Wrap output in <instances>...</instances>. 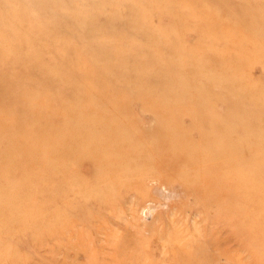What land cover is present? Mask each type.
Returning a JSON list of instances; mask_svg holds the SVG:
<instances>
[{
    "label": "rangeland",
    "instance_id": "rangeland-1",
    "mask_svg": "<svg viewBox=\"0 0 264 264\" xmlns=\"http://www.w3.org/2000/svg\"><path fill=\"white\" fill-rule=\"evenodd\" d=\"M0 264H264V0H0Z\"/></svg>",
    "mask_w": 264,
    "mask_h": 264
},
{
    "label": "bare ground",
    "instance_id": "bare-ground-1",
    "mask_svg": "<svg viewBox=\"0 0 264 264\" xmlns=\"http://www.w3.org/2000/svg\"><path fill=\"white\" fill-rule=\"evenodd\" d=\"M221 62H222V64H224V62L222 60L221 61L220 60H216L214 62V64H213V66L218 67L219 63L221 64ZM203 68H204L203 73H206V72L210 71L208 66H202L200 68V71ZM236 68H238V65H237ZM179 69H180V67L177 66L178 72L180 71ZM221 72H224V69ZM186 80L188 81L187 78H186ZM155 81L156 80H153V82H155ZM156 86H158V84H156ZM182 126L185 127L186 129L190 128V129H192L193 132H195V130H193L195 128L193 124H188V125L182 124ZM114 127L115 128H112V130H109V129L106 130V128H101V131H103V133L101 131H99V130H96V134L97 135H102L103 134L102 138L104 140L106 138L111 139V141H108L106 147L110 148V150L113 151L112 160H117V159H122V158L124 159L125 155H126V153L123 152V149L125 148L124 134H121V132L119 131V129L116 126H114ZM199 128H202V132L209 129V128H204V126H199ZM152 131H154V130H152ZM157 132L159 134V137H161V136L162 137H170L171 139H173L174 137H180L179 133H177L176 130H174V129H173L172 132L164 131L163 134H162L161 131H157ZM202 137H205V136H202ZM185 140L187 142H189L191 140V138H185ZM195 141L199 143V146H201V143H202V144H204L202 147H207V149L204 148L205 150H203L201 148V149H197V150H190L188 152L191 159H196L197 160L198 165L201 166L200 168H203V166H207V168H208L210 164H211L212 167L217 168L218 165H220L219 164V160L221 158L225 157L226 155L235 156V154L237 152L236 148H235V146H234V144L232 142H227L224 145V148L221 150V148H222L221 147L222 140L219 137H217V136L216 137H209V141H205L204 138L201 139V140L199 138V139H196ZM166 144H167V146H169V149H167V150H170V151H173V152L176 151V149L173 148V146H171L170 142H166ZM168 155H172V157L174 156L173 154L169 153V154H167L168 158H169ZM172 157H171V159H172ZM138 161H139V163H138L137 166H138V169H139L140 168V164H142V159H140ZM153 161L155 163L159 162V160L156 159V157L153 158ZM149 164H152V163L150 162ZM171 164L173 166L176 165L175 162H171ZM130 165L131 166H136L133 163H130ZM154 166L156 168V165H154ZM161 168H165L163 164L159 167V169H161Z\"/></svg>",
    "mask_w": 264,
    "mask_h": 264
}]
</instances>
